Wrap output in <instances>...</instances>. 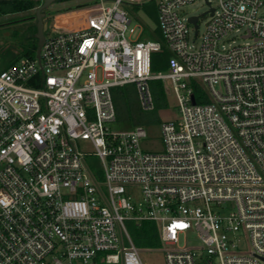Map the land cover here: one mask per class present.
<instances>
[{"label":"built area","instance_id":"1","mask_svg":"<svg viewBox=\"0 0 264 264\" xmlns=\"http://www.w3.org/2000/svg\"><path fill=\"white\" fill-rule=\"evenodd\" d=\"M106 1L0 70V264H144L127 225L144 221L164 264H264V0H205L203 34L181 13L196 0H158L156 28L131 16L152 0ZM233 31L249 41L226 46ZM153 79L171 80L179 111L161 151L142 125L111 128L113 88L133 83L151 111Z\"/></svg>","mask_w":264,"mask_h":264},{"label":"rangeland","instance_id":"2","mask_svg":"<svg viewBox=\"0 0 264 264\" xmlns=\"http://www.w3.org/2000/svg\"><path fill=\"white\" fill-rule=\"evenodd\" d=\"M154 1V7L158 0ZM98 0H55L46 8V16L44 17L45 21L49 24V30H55L58 28H72L79 19H82L89 10L97 9L96 4ZM106 5L112 4V0H107ZM93 6V7H91ZM152 7V5H149ZM148 6V7H149ZM148 7H140L137 12H131L133 18V23L142 22L144 25L156 28V20L152 17L151 9ZM209 8L208 3L205 0H196L192 3L185 5L181 9L183 15H199L200 23V34H203L207 22L210 19V14L205 13ZM36 9L33 8L29 11L11 13L8 15L0 14V69L4 66V63L7 62V59L4 56V50L11 47L15 50H21L24 46H28V27L36 23ZM77 25V24H76ZM242 32L233 31L227 35L223 40V44L226 46H234L238 44H243L249 39H243L241 37ZM154 38L153 34L150 35V38ZM27 41V42H26ZM167 95L168 104L165 107L158 109L157 114L159 116L158 121L151 122L148 125H144L146 128L147 136L141 139V146L145 150L150 151H161L164 148L162 131H161V122L164 120L176 119L179 117L178 106L176 102V97L173 91V86L171 80L162 81ZM135 101H138L137 92H135ZM130 120L125 119V117H119L117 120L111 124L112 129H131L134 128ZM78 146L81 151L86 153L85 159L88 163L95 166H100V159L98 156L94 155V147L89 143L88 140H78ZM224 207L228 209L234 208V203H226ZM129 229L131 230L130 224L127 223ZM240 248L250 249V243L248 242L246 236L243 233H240ZM188 244L197 243L195 235H189L186 239ZM184 236L181 237L178 246H184L185 243ZM165 246L163 242L157 247H152L153 249H146V247H141L140 255L144 264H164V254L162 248Z\"/></svg>","mask_w":264,"mask_h":264},{"label":"trees","instance_id":"3","mask_svg":"<svg viewBox=\"0 0 264 264\" xmlns=\"http://www.w3.org/2000/svg\"><path fill=\"white\" fill-rule=\"evenodd\" d=\"M42 3V0H0V14L8 15L11 13L29 11L33 8H37ZM96 3V2H95ZM149 5H152L150 7ZM151 9V14L156 19V8L154 7V1H149L143 5ZM46 16V8L43 10ZM28 46H24L21 50H15L11 47L4 50V56L7 62L0 69L7 68L11 64L18 62L22 57H35L38 48L37 33V21L35 24L28 27ZM26 41V42H27ZM171 53L166 48L152 54L153 71L166 70L169 65ZM152 93L155 99V108L151 111L143 110L140 107L139 102L135 101L136 88L133 83H128L122 86L113 88V98L117 111V118L125 117L130 120L135 126L148 125L151 122L158 121L159 116L157 111L161 107H165L168 104L165 86L160 79H153L150 81ZM200 88L196 86V96L199 93ZM198 99V98H197ZM199 101V99H198ZM92 172L99 177L102 175L100 166L90 164ZM131 234L135 244L139 247H157L161 244V237L158 225L154 221H144L140 226L130 224Z\"/></svg>","mask_w":264,"mask_h":264},{"label":"water","instance_id":"4","mask_svg":"<svg viewBox=\"0 0 264 264\" xmlns=\"http://www.w3.org/2000/svg\"><path fill=\"white\" fill-rule=\"evenodd\" d=\"M55 0H42V3L37 7L36 9V19H37V33L36 36L38 38V48H37V54L39 55L41 46L44 41V32L47 29L48 23L45 21V13L43 10L47 8L51 3H53ZM197 19L198 16L191 17V21L195 23L197 26ZM194 101V98H193Z\"/></svg>","mask_w":264,"mask_h":264}]
</instances>
